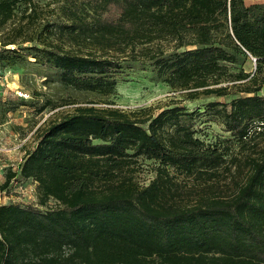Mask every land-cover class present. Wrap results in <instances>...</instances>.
I'll return each instance as SVG.
<instances>
[{
	"label": "trees",
	"instance_id": "1",
	"mask_svg": "<svg viewBox=\"0 0 264 264\" xmlns=\"http://www.w3.org/2000/svg\"><path fill=\"white\" fill-rule=\"evenodd\" d=\"M14 4L0 0V28ZM68 18L71 39L86 46L38 49L63 85L108 96L120 68L108 53L131 60L140 53L189 98L234 95L221 122L240 148L256 132L264 137V98L256 94L264 82V0H82ZM246 54L254 73L228 72L224 63ZM87 103L46 123L26 152L18 174L35 184L44 209L0 204V264H264V151L241 157L182 125L165 131L178 121L175 108L152 116ZM139 158L157 164L147 184L135 180ZM225 162L229 172L245 170L231 195L176 199L169 168L209 186ZM49 200L57 205L47 207Z\"/></svg>",
	"mask_w": 264,
	"mask_h": 264
},
{
	"label": "rangeland",
	"instance_id": "2",
	"mask_svg": "<svg viewBox=\"0 0 264 264\" xmlns=\"http://www.w3.org/2000/svg\"><path fill=\"white\" fill-rule=\"evenodd\" d=\"M29 1L15 0L12 18L0 28V43L14 38L18 49L12 52L6 47L0 48V70L6 74L8 82L0 87V185L7 174L15 173L8 186L0 190V204L44 209L37 204V191L33 182L19 176V166L26 152L35 148L37 133L46 123L87 102H93L95 107L110 105L126 112L147 109V114L152 116L175 108L178 109L176 113H179L178 121L171 119L166 122L162 128L165 131L173 132L177 125H182L205 143L216 144L222 151L241 157L252 150L264 151V137L256 134L258 132L252 135L248 144L240 148L236 138L225 130L221 122L222 109L228 106L234 95L189 98L186 90L171 88L152 62L138 57L140 53H137L136 60L128 58L125 55L127 53L120 54L124 56L108 53L117 56L120 61L119 70L113 74L114 89L108 96L63 85L59 81V70L38 49L73 52L86 46L87 42L76 44L77 41L71 39L67 28L70 22L68 11L82 0ZM139 49L140 46H137L135 51L139 52ZM36 55L38 58H35ZM224 65L230 73L242 69L251 76L255 71L253 57L248 54L237 56L236 64ZM18 91L25 96L18 95ZM256 94L264 98V82ZM107 101L111 104H106ZM212 102L219 104L211 106ZM225 159L228 160L227 156ZM138 163L135 180L139 184H147L154 177L157 164L142 158H139ZM227 164L225 162L218 168L219 179L212 181L213 184L209 186L204 185L197 176H186L169 168L173 181L178 185L176 199L187 202L209 194L223 197L231 195L235 187L233 180L240 179L245 170L243 168V172L232 173L233 169L230 172L226 170ZM56 205L54 200L47 202V207Z\"/></svg>",
	"mask_w": 264,
	"mask_h": 264
},
{
	"label": "built area",
	"instance_id": "3",
	"mask_svg": "<svg viewBox=\"0 0 264 264\" xmlns=\"http://www.w3.org/2000/svg\"><path fill=\"white\" fill-rule=\"evenodd\" d=\"M6 48L9 49V50H11V51H13V50H16V45L10 44V45H7ZM6 77H7L6 74H4V72H2L0 70V87L3 86V85H7L8 84ZM17 93L20 96H25L24 93H21L20 92L21 93L20 94L19 91Z\"/></svg>",
	"mask_w": 264,
	"mask_h": 264
},
{
	"label": "water",
	"instance_id": "4",
	"mask_svg": "<svg viewBox=\"0 0 264 264\" xmlns=\"http://www.w3.org/2000/svg\"><path fill=\"white\" fill-rule=\"evenodd\" d=\"M253 61L255 62V59L253 58Z\"/></svg>",
	"mask_w": 264,
	"mask_h": 264
},
{
	"label": "crops",
	"instance_id": "5",
	"mask_svg": "<svg viewBox=\"0 0 264 264\" xmlns=\"http://www.w3.org/2000/svg\"><path fill=\"white\" fill-rule=\"evenodd\" d=\"M34 184V183H33ZM35 185V184H34Z\"/></svg>",
	"mask_w": 264,
	"mask_h": 264
}]
</instances>
